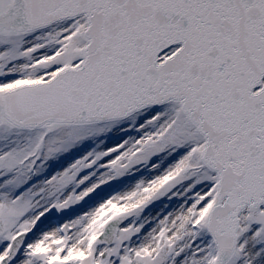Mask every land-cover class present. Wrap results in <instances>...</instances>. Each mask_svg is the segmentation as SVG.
I'll return each instance as SVG.
<instances>
[{
  "label": "snow or ice",
  "instance_id": "snow-or-ice-1",
  "mask_svg": "<svg viewBox=\"0 0 264 264\" xmlns=\"http://www.w3.org/2000/svg\"><path fill=\"white\" fill-rule=\"evenodd\" d=\"M0 264H264V0H0Z\"/></svg>",
  "mask_w": 264,
  "mask_h": 264
}]
</instances>
